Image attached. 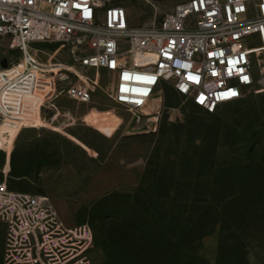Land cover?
I'll list each match as a JSON object with an SVG mask.
<instances>
[{"label":"rangeland","instance_id":"1","mask_svg":"<svg viewBox=\"0 0 264 264\" xmlns=\"http://www.w3.org/2000/svg\"><path fill=\"white\" fill-rule=\"evenodd\" d=\"M186 1L123 0V6L131 26H140L159 21ZM57 47L38 44L32 53L42 63L69 62L63 53L53 56ZM12 55L11 63L21 57L2 46L0 58ZM89 76L95 79L94 72ZM113 78L100 72L86 104L62 94L48 108L40 107V96L24 99L18 126L0 128V150L10 149L9 158L0 151V183L6 180L15 191L47 197L65 227L88 224L94 233L91 264H143L135 261L129 244L115 255L108 246V225L151 216L148 203L220 202L232 196L227 189L216 191L227 186L221 181L227 175L237 195L259 192L240 196L255 204L257 215L238 225L231 220L216 225L185 251L186 264H264V92L251 89L208 115L164 86L157 119L137 124L113 101ZM13 173L26 178L13 181ZM139 192L143 203L137 206ZM222 249L229 259L219 256Z\"/></svg>","mask_w":264,"mask_h":264},{"label":"built area","instance_id":"2","mask_svg":"<svg viewBox=\"0 0 264 264\" xmlns=\"http://www.w3.org/2000/svg\"><path fill=\"white\" fill-rule=\"evenodd\" d=\"M38 44H58L53 56L69 62H40ZM4 45L21 57L0 58V128L18 126L28 96L42 97L43 108L61 94L89 103L100 72L112 74L111 97L137 124L157 119L164 86L208 114L256 87L264 92V0H188L140 26H131L123 0H0ZM0 224L3 264H91L88 224L65 227L47 197L6 180Z\"/></svg>","mask_w":264,"mask_h":264},{"label":"trees","instance_id":"3","mask_svg":"<svg viewBox=\"0 0 264 264\" xmlns=\"http://www.w3.org/2000/svg\"><path fill=\"white\" fill-rule=\"evenodd\" d=\"M11 177L14 181L25 177V174L13 173ZM221 178L224 179H221L222 184L227 186L216 188V191L224 193L227 189L232 196L229 195L220 202L167 200L158 205L148 203L145 205V210L152 213L151 216H135L130 223L115 220L108 225L111 227H107L111 232L108 240L109 248H112L115 255H120L119 251L122 252L125 245L129 244L135 261L143 264L188 263V259L184 257L185 251L195 247L216 225H226L230 220L233 225H238L244 223L246 219L250 222L251 217L257 215L258 210L253 202L241 200L243 196H259V192L256 193L255 189H251L248 193L241 192L237 195L233 184L228 186L226 180L228 176L222 175ZM9 188L12 189L10 186ZM236 195L242 196L241 199L235 197ZM253 196H250L249 200ZM141 197L139 192L134 202L137 206L141 205ZM222 254L223 260L229 259L226 249L220 250L219 256ZM201 262L205 264L204 261ZM216 264H220V261L217 260Z\"/></svg>","mask_w":264,"mask_h":264},{"label":"crops","instance_id":"4","mask_svg":"<svg viewBox=\"0 0 264 264\" xmlns=\"http://www.w3.org/2000/svg\"><path fill=\"white\" fill-rule=\"evenodd\" d=\"M89 115V114H88ZM87 116V115H86ZM85 116V117H86ZM84 117V118H85ZM0 151H4L7 155V158H9V155H10V149H2ZM8 164L7 166L5 167V174H7L8 172ZM26 177H21L20 179H17V180H14L16 182H20L22 181L23 179H25ZM8 186L9 183L7 182ZM5 232H6V228L3 224H0V264H3V254H4V242H5Z\"/></svg>","mask_w":264,"mask_h":264},{"label":"water","instance_id":"5","mask_svg":"<svg viewBox=\"0 0 264 264\" xmlns=\"http://www.w3.org/2000/svg\"><path fill=\"white\" fill-rule=\"evenodd\" d=\"M0 66L2 68H6L7 67V62L6 61H2L1 64H0Z\"/></svg>","mask_w":264,"mask_h":264},{"label":"bare ground","instance_id":"6","mask_svg":"<svg viewBox=\"0 0 264 264\" xmlns=\"http://www.w3.org/2000/svg\"><path fill=\"white\" fill-rule=\"evenodd\" d=\"M35 97H37L36 95H34V96H28L27 98H25V99H32V98H35Z\"/></svg>","mask_w":264,"mask_h":264},{"label":"snow or ice","instance_id":"7","mask_svg":"<svg viewBox=\"0 0 264 264\" xmlns=\"http://www.w3.org/2000/svg\"><path fill=\"white\" fill-rule=\"evenodd\" d=\"M235 94H236V93H234V92H233V93H231V95H235Z\"/></svg>","mask_w":264,"mask_h":264}]
</instances>
